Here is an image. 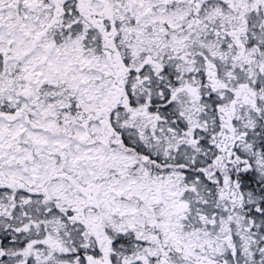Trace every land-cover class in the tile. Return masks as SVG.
<instances>
[{
	"label": "snow or ice",
	"instance_id": "6c2138e0",
	"mask_svg": "<svg viewBox=\"0 0 264 264\" xmlns=\"http://www.w3.org/2000/svg\"><path fill=\"white\" fill-rule=\"evenodd\" d=\"M0 264H264V0H0Z\"/></svg>",
	"mask_w": 264,
	"mask_h": 264
}]
</instances>
